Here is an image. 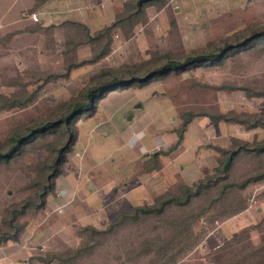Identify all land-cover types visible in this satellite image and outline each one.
<instances>
[{
    "label": "rangeland",
    "instance_id": "rangeland-1",
    "mask_svg": "<svg viewBox=\"0 0 264 264\" xmlns=\"http://www.w3.org/2000/svg\"><path fill=\"white\" fill-rule=\"evenodd\" d=\"M128 1L0 0V107L4 105L2 94L17 95L24 90L22 96H27L36 89L31 104L0 109L1 141L14 128L53 116L101 69L151 68L156 63L155 54L165 52L183 61L184 56L208 43H217L238 30L264 23V0H166L162 7L148 6L143 20L132 31L124 34L115 28L112 50L105 58L72 69L67 78L47 83L41 77L37 80L44 70L64 73L68 64L91 57L94 48L91 43L66 45L65 36L71 30L65 21L81 22L94 33L110 25ZM75 37L84 38L76 31ZM149 71L143 70L141 74ZM223 84L264 87V51L242 53L227 58L222 66L187 70L142 88L110 92L99 102L93 116L81 118L76 124L77 141L66 154L67 161L57 179L58 184L69 189L72 202L59 220L50 219L51 231L57 227L54 222L63 224L64 230L49 240L48 250L76 248L81 241L77 236L81 226L92 224L99 230L106 229L119 213L151 204L165 191L176 193L179 185H190L206 169L211 172L219 156L212 145L226 147L231 142L230 136L250 143L263 140L264 129L246 130L239 124L196 117L176 150L168 155L159 153L166 167L150 172L156 191L149 190L150 184L143 181L145 162L175 141L179 112L233 110L264 115L261 97L249 96L243 89H217ZM56 138L48 135L8 165L0 166V219L7 206L19 203L36 190L28 186L44 157L51 154L46 142H54ZM255 163L245 157L237 161L235 177L248 172ZM242 196L246 200L242 212L211 225L202 217L193 225L199 241L180 254L176 264H214L215 255H211L214 249L243 228L251 230V242H259L260 234L252 226L264 217V182L249 184ZM42 212L27 214L20 220L42 222L39 215ZM179 212L176 210L174 214ZM48 221L46 218L45 222ZM202 226L208 231L202 232ZM159 232L164 237L169 234L165 227ZM154 234L148 228L122 227L75 264H161L163 260L153 255L136 253L139 237ZM57 263L54 259L50 264Z\"/></svg>",
    "mask_w": 264,
    "mask_h": 264
},
{
    "label": "trees",
    "instance_id": "trees-1",
    "mask_svg": "<svg viewBox=\"0 0 264 264\" xmlns=\"http://www.w3.org/2000/svg\"><path fill=\"white\" fill-rule=\"evenodd\" d=\"M165 4L166 0H129L121 11L115 14L110 25L94 33H90L88 27L81 22L65 21L64 24L71 30L70 34L65 36L66 45L70 47V45L91 43L94 46L91 57L68 64L64 73L44 70L37 80L41 77L44 83H47L67 78L72 69L94 64L105 58L112 50L111 36L115 28L122 30L124 34L126 31H132L143 20L148 6L162 7ZM75 31L84 38H76ZM260 51H264V23L238 30L217 43H208L207 46L184 56L183 61L165 52L155 54L154 68L120 66L116 70L101 69L91 75L85 87L67 102L65 107L53 112V116L14 128L5 140H0V166L8 165L48 135H56L57 138L54 142H46L47 147H51V154L44 157L43 163L37 168V174L28 186V188L35 187L36 190L19 203H11L5 208L3 217L0 219V245L7 241L20 240L28 225L26 221L20 220L22 216L44 210L47 197L56 193V179L62 173V167L67 161L66 154L73 149L77 141V122L85 116H93L99 102L110 92L123 91L135 86L142 88L170 75H179L187 70L203 66H222L227 58ZM146 69L150 71L141 74V71ZM217 89H243L249 96L261 97L264 104V87L223 84ZM23 91L11 96L2 94L1 99L4 105L0 109L31 104L36 98V89L27 96H22ZM200 116L239 124L246 130L264 129V115L253 112L201 109L182 111L179 112L180 124L174 128L175 141L166 150L153 154L151 160L145 162L143 169L147 172L157 170L160 167L159 155H168L176 150L184 140L189 124L194 118ZM230 141L226 147L212 145L219 156L217 165L211 172L204 170L203 176L190 185H179L176 193L165 191L155 197L151 204L137 205L129 212L119 213L106 229L99 230L92 225L81 226L77 230V236L81 240L78 247H67L61 251L48 250L46 247L44 256L39 257L38 260L44 264H50L54 259L58 260L57 264H75L77 259L89 254L97 244L106 240L107 236L114 231L134 225L138 230L148 228L155 233L152 237H144V235L139 237L136 248L138 256L153 255L163 260L161 264H176L177 257L199 241L192 230L193 225L202 217L211 225L215 221L225 220L242 212L246 208L242 191L249 184L264 182V139L250 143L248 140L230 136ZM243 157L252 160V163L256 162L255 166L245 174L235 177L237 161ZM176 210L180 212L174 214ZM162 227L169 230L168 236H161L159 231ZM252 227V230H257L260 234L257 244L251 242L249 228L234 232L224 244L211 253L215 255L214 264H264V217ZM201 231L207 232L208 229L202 226Z\"/></svg>",
    "mask_w": 264,
    "mask_h": 264
},
{
    "label": "crops",
    "instance_id": "crops-1",
    "mask_svg": "<svg viewBox=\"0 0 264 264\" xmlns=\"http://www.w3.org/2000/svg\"><path fill=\"white\" fill-rule=\"evenodd\" d=\"M222 4L225 3L222 2ZM159 160L161 163L160 164L161 169H164L166 167L165 162H163L162 164L161 158H159ZM144 171H143L144 173L143 181H146L147 183L152 185V186L149 185L147 187H149V190L152 193H155L156 187L155 184L152 183L153 178L152 176H150V172L147 171L144 172ZM148 174L150 177L147 176ZM132 175L134 176L135 174L132 173ZM57 179H56V189H55L56 193L53 195H49L47 197L46 206L43 210L44 212L39 214L42 217L43 221L36 222L32 220L31 222L28 223L26 229L23 231L20 240L18 242L7 241L6 243L0 245V264H44L40 262L38 258L44 256V252H45L44 248L48 247L49 240L52 237L56 236L57 234L60 235L61 230H64L63 224L59 225L56 222H54L57 227L55 228V230L51 231L49 227L52 225L53 220L50 221V219L55 218L59 220L60 216L65 213L66 207L72 202V199L70 198L71 194L69 189H67V187H62V185L58 184ZM137 193L140 194L141 192H136V194ZM73 197L76 198V195H73ZM79 203H81L80 205H83L82 204L83 201L82 202L80 201ZM83 207L84 206H82V208ZM49 208H51V210ZM69 210L71 209L69 208L67 211ZM56 212H57V216H55ZM52 214H54V217L51 216ZM46 218L49 219L48 222H45Z\"/></svg>",
    "mask_w": 264,
    "mask_h": 264
},
{
    "label": "water",
    "instance_id": "water-1",
    "mask_svg": "<svg viewBox=\"0 0 264 264\" xmlns=\"http://www.w3.org/2000/svg\"><path fill=\"white\" fill-rule=\"evenodd\" d=\"M137 108H140V105H137ZM130 118H131V117L127 118V120L130 119Z\"/></svg>",
    "mask_w": 264,
    "mask_h": 264
},
{
    "label": "built area",
    "instance_id": "built-area-1",
    "mask_svg": "<svg viewBox=\"0 0 264 264\" xmlns=\"http://www.w3.org/2000/svg\"><path fill=\"white\" fill-rule=\"evenodd\" d=\"M34 19H36V16L34 15V16H32Z\"/></svg>",
    "mask_w": 264,
    "mask_h": 264
}]
</instances>
